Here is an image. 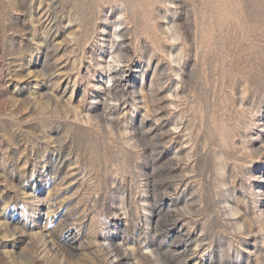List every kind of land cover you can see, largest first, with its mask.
<instances>
[{"label": "rangeland", "instance_id": "obj_1", "mask_svg": "<svg viewBox=\"0 0 264 264\" xmlns=\"http://www.w3.org/2000/svg\"><path fill=\"white\" fill-rule=\"evenodd\" d=\"M0 264H264V0H0Z\"/></svg>", "mask_w": 264, "mask_h": 264}, {"label": "bare ground", "instance_id": "obj_2", "mask_svg": "<svg viewBox=\"0 0 264 264\" xmlns=\"http://www.w3.org/2000/svg\"><path fill=\"white\" fill-rule=\"evenodd\" d=\"M121 37V36H120Z\"/></svg>", "mask_w": 264, "mask_h": 264}]
</instances>
